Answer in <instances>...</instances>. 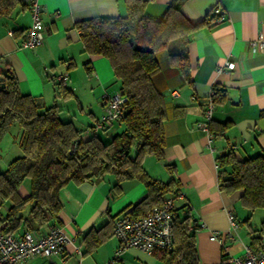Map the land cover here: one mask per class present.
Listing matches in <instances>:
<instances>
[{
	"label": "crops",
	"instance_id": "obj_1",
	"mask_svg": "<svg viewBox=\"0 0 264 264\" xmlns=\"http://www.w3.org/2000/svg\"><path fill=\"white\" fill-rule=\"evenodd\" d=\"M20 1L23 8L17 7L0 20V66L12 70L22 95L35 98L44 108L57 105L62 111L60 118L80 119L81 125L76 126L90 129L103 111L100 97L118 93L119 87L108 60L85 52L76 26L98 17L125 16L126 0H39L43 43L32 49L21 46L31 25V13L30 0ZM171 1L143 0L144 15L159 20ZM217 4L223 9L220 22L210 14ZM181 13L191 24L202 23L192 32L188 45L189 79L168 64L165 51L156 54L160 73L155 84L163 92L167 115L162 124L163 157L146 155L141 165L150 179L161 183L173 179L171 189L176 194L167 193L164 199L174 200L179 218L187 213L192 216L199 264H224L230 257L242 255L244 246L264 247V232L250 224L252 213H243L245 228L238 221L242 191L229 195L219 190L216 163L217 157L230 150L239 160L264 155V0H185ZM226 62L233 63L234 69L218 72ZM60 75L68 76V97L53 81ZM214 85L223 89L226 97L214 104L211 121L231 123L218 139L209 138L198 128L205 121ZM124 129L117 123L98 135L113 138ZM87 137L83 132V138ZM134 154L133 147L130 155ZM28 191L21 187V196H27ZM146 195L143 182L137 178L118 183L112 175H105L67 184L59 191L62 210L56 224L71 241L63 254L35 256L25 264H170L158 251L146 254L128 249L115 257L114 218L132 210ZM8 206L5 203L0 211L5 212ZM229 212L236 230L231 228ZM53 224L39 232L47 233ZM102 237L104 240L92 247V242Z\"/></svg>",
	"mask_w": 264,
	"mask_h": 264
},
{
	"label": "trees",
	"instance_id": "obj_2",
	"mask_svg": "<svg viewBox=\"0 0 264 264\" xmlns=\"http://www.w3.org/2000/svg\"><path fill=\"white\" fill-rule=\"evenodd\" d=\"M184 1L172 0L159 20L144 15L143 0H126L123 17H98L77 24L85 52L108 60L118 91L126 98L120 122L125 129L110 140L104 141L99 133L83 138V132L93 126L84 131L71 120H61L57 105L44 108L35 98L22 95L12 70L0 66V141L11 127L18 126L17 145L22 152L0 172V210L9 204L5 212L0 211V232L41 234L40 228L49 223H54L51 228L59 227V191L69 183L81 184L105 175H112L118 183L133 178L143 182L147 195L130 211L133 217L159 206L167 193L176 194L171 189L173 179L168 183L150 179L141 162L146 155L163 157L162 124L167 115L163 92L155 84L160 73L156 54L165 51L168 64L189 79L188 45L192 32L202 23L191 24L185 19L181 13ZM17 7H24L20 0H0V20ZM56 85L65 97L70 96L65 84ZM225 97L223 89L212 87L209 98L214 104ZM230 126V122L210 121L209 132L218 139ZM216 163L219 190L229 195L242 191L240 203L250 213L264 209V155L239 160L230 150L217 157ZM25 180L29 191L22 197L20 188ZM191 222L189 213L179 218L174 210V247L158 251L167 263L199 264L197 227H191ZM260 231L264 232V223ZM104 238L94 240L92 247Z\"/></svg>",
	"mask_w": 264,
	"mask_h": 264
},
{
	"label": "built area",
	"instance_id": "obj_3",
	"mask_svg": "<svg viewBox=\"0 0 264 264\" xmlns=\"http://www.w3.org/2000/svg\"><path fill=\"white\" fill-rule=\"evenodd\" d=\"M31 25L25 31L21 46L32 49L43 43V24L39 0H30ZM217 17L216 22L223 20V9L217 4L210 13ZM260 40V39H259ZM260 46L262 43L259 41ZM223 68L234 69V64L226 62ZM67 75L54 77L55 83L67 81ZM172 95H177L172 92ZM126 98L119 92L115 95H102V114L86 135L95 136L99 132H108L115 124L120 123L123 116V105ZM214 103L209 100L204 111L205 121L198 124V128L209 138V123L211 121ZM174 200L166 198L156 207L140 217H133L131 210L119 213L113 221V236L118 241L115 257L118 258L128 249H137L146 254L154 251H171L173 245L172 223L174 219ZM228 219L233 230L237 229L234 216L228 213ZM230 235V233H229ZM71 241L65 231L59 227L50 228L45 234L22 232H0V264H25L30 258L38 256L50 258L63 254L66 245ZM224 264H264V247L254 249L244 246L240 256L230 257Z\"/></svg>",
	"mask_w": 264,
	"mask_h": 264
},
{
	"label": "rangeland",
	"instance_id": "obj_4",
	"mask_svg": "<svg viewBox=\"0 0 264 264\" xmlns=\"http://www.w3.org/2000/svg\"><path fill=\"white\" fill-rule=\"evenodd\" d=\"M116 93H117V91H115L113 94H111V96L115 95ZM99 100H100V102L102 101V96L100 97ZM61 120L68 121V119L65 117H62ZM78 120H80V119H78ZM78 120L75 119L74 123L76 125L80 126L81 123ZM118 129H119V127H118ZM19 131H20V129L18 128V126L11 127V129L5 133V135L2 137V139L0 141V172H3L4 170H6V168L8 167V164L13 159L22 155V152L20 151V149L17 145ZM100 136H102V133L100 134ZM109 136L110 135L108 134V137ZM111 137L112 136H110V138ZM110 138H108V139L110 140ZM102 139L104 141L108 140L105 138H102ZM21 187H25L28 189L29 188V181L25 180ZM238 209H240L242 211V213L240 212V214L238 215L239 216L238 221L240 220L241 226L243 228H245L244 226L246 224H244L243 221H244V218H246L245 217L246 215H243V213H248L250 215V212H247L248 210H245V208L241 205L240 202L238 205ZM262 220H264V209H256L255 211L252 212V218H251L250 224H251L253 229L259 230L261 228Z\"/></svg>",
	"mask_w": 264,
	"mask_h": 264
}]
</instances>
